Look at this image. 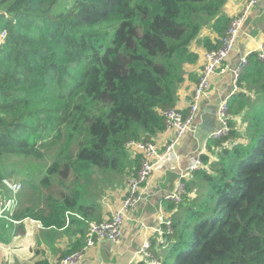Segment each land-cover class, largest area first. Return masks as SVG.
<instances>
[{"label":"trees","instance_id":"obj_1","mask_svg":"<svg viewBox=\"0 0 264 264\" xmlns=\"http://www.w3.org/2000/svg\"><path fill=\"white\" fill-rule=\"evenodd\" d=\"M227 1L0 0V195L15 198L12 220L60 228L67 213L91 219L85 211L98 207L100 194L136 175L139 156L126 145L164 131L163 113L175 107L186 67L198 59L191 44L204 28L222 37ZM240 83L252 95H232L228 110L242 114L245 130L231 121L226 136L207 139V153L198 155L205 168L183 180L181 201L166 206L169 232L150 241L159 264H264V59L257 53ZM12 157L28 162L23 172L8 169ZM13 173L24 186L17 195L1 188ZM12 224L0 219V242Z\"/></svg>","mask_w":264,"mask_h":264},{"label":"crops","instance_id":"obj_2","mask_svg":"<svg viewBox=\"0 0 264 264\" xmlns=\"http://www.w3.org/2000/svg\"><path fill=\"white\" fill-rule=\"evenodd\" d=\"M240 5L236 1L228 0L223 7V14L229 19L236 14ZM247 25L240 30L234 48L223 64L222 71L212 77L211 91L202 99L199 111L194 117L192 129L182 138L176 147L178 159H165L154 166L152 175L143 192V199L139 201L127 213L121 236L117 243L100 241L88 248L82 258L75 264H140V250L146 240L158 239L156 231L161 227L157 217H170L172 211L166 210L170 201L167 196L173 190L177 180L184 171L189 160L199 154L207 153L206 148L201 147L204 141L196 134L197 127L203 123L208 114L206 109L214 107L216 116L219 105L232 95H252L243 83L238 85V79L233 83V71L238 67L240 60L252 53H257L264 48V0H259L247 17ZM229 25V23H228ZM228 25L224 28L223 33ZM220 36L209 28L200 32L197 40L191 44L197 61L186 67L188 75L178 90L175 108L186 112L191 104V95L198 80V72L203 63L204 55L208 51L206 46L219 45ZM207 40L206 43L203 41ZM245 69V68H244ZM243 69V70H244ZM242 70V71H243ZM229 113V110H228ZM230 114V113H229ZM231 115L234 129L242 133L245 126L240 116ZM215 118V127L218 126ZM217 128V127H216ZM228 131V133H229ZM227 133V134H228ZM226 136V135H225ZM172 137L171 132L163 131L155 138V143L161 151L164 144ZM126 193V186L117 187L114 190L100 194L96 201L98 207H90L85 211L91 219L79 213H67L64 224L60 227H45L39 220L24 219L12 224L10 236L5 242H0V264H58L59 260L72 249L80 251L84 247V236L90 222H100L111 217L119 206ZM22 194V193H21ZM18 206L13 210L16 211ZM144 264V263H143Z\"/></svg>","mask_w":264,"mask_h":264},{"label":"built area","instance_id":"obj_3","mask_svg":"<svg viewBox=\"0 0 264 264\" xmlns=\"http://www.w3.org/2000/svg\"><path fill=\"white\" fill-rule=\"evenodd\" d=\"M233 1L239 3L240 7L236 14L230 18L227 29L222 37L219 38V47L215 50L207 51L204 55L203 63L198 72V81L191 95L192 102L189 106L188 112L184 115L183 112L173 107L163 113L165 118V130L171 132V139L164 144L162 151L158 149L154 139L144 142L131 141L126 145L128 151L132 152L133 155L139 156V167L136 175L128 178L126 193L119 206L110 218L97 222L95 225H89L85 235L84 247L80 251L64 256L59 260L58 264H75L82 258L88 248L93 247L100 241L117 243L121 236V229L127 213L143 199L144 188L152 175L154 166L168 158L178 159L176 147L179 145L182 138L192 129L194 117L199 111L200 102L211 91L212 77L222 71L223 64L233 50L237 36L242 29L244 22L253 7L259 2V0ZM5 38L6 32L0 31V46L4 43ZM258 57L264 59L263 49L259 52ZM246 65L247 57L245 56L240 60L238 67L233 71L234 84H236L235 82ZM216 118L218 126L209 136V138L213 139L225 136L229 131L228 123L231 119V115L228 113V99L224 100L219 105ZM202 167L203 163L199 159V156L191 159L187 168L184 170L185 172L180 175L173 190L167 196V200L178 204L184 193L183 180L193 171ZM1 188L6 189L12 195H17L22 190V185L19 182L5 178L1 181ZM15 205L16 202L13 198L5 199L4 196L0 195V219H6L14 224L19 223L12 220V216L10 217V213H12L14 209L10 208V206L15 207ZM157 220L160 226L164 227V229H158L156 231L159 239L158 242H162L164 230L168 232L170 230L171 218L163 217L161 214L157 217ZM150 241L151 240H146L142 245L139 253L140 259L145 264H159L158 260L150 251Z\"/></svg>","mask_w":264,"mask_h":264},{"label":"rangeland","instance_id":"obj_4","mask_svg":"<svg viewBox=\"0 0 264 264\" xmlns=\"http://www.w3.org/2000/svg\"><path fill=\"white\" fill-rule=\"evenodd\" d=\"M198 81V80H197ZM191 102H192V98H191ZM188 110H189V108H188ZM188 110L186 111V112H183V114L185 115L187 112H188ZM164 120H165V118H164ZM242 123L244 124V126L246 127V123L242 120ZM164 130H165V127H164ZM166 131V130H165ZM154 139V138H153ZM152 139V140H153ZM143 141V140H142ZM144 142V141H143ZM127 149V148H126ZM162 151V150H161ZM7 161H8V164L10 165L11 163H12V166H9V168L8 169H10V168H15L17 171H21V172H23L24 170H25V166L26 165H28V162L27 161H25V160H21L20 161V159H18V158H16V157H12V158H8L7 159ZM51 161V160H50ZM48 165H50V162H48ZM202 168H205L204 167V165H203V167ZM202 168H200V169H202ZM183 172H185V171H183ZM26 173H28V174H30V171L28 170V169H26ZM183 174V173H182ZM192 174V173H191ZM190 174V175H191ZM189 175V176H190ZM188 176V177H189ZM12 178L10 179V180H12V181H15V182H19L20 183V178H19V176L18 175H16V174H14L13 173V175L11 176ZM40 177H41V175H40ZM187 177V178H188ZM129 178V177H128ZM128 178H124V181H123V185L122 186H126V184H127V180H128ZM38 179L36 178V181H37ZM54 185H56V187L58 188V189H61V186H60V184L58 183V182H54L53 183ZM113 185V184H112ZM23 189H24V186L22 187V190L20 191V192H22L23 191ZM112 190H114V189H112ZM19 192V193H20ZM14 200H15V198H13ZM10 208H16V205H15V207L14 206H10ZM13 209V210H14ZM16 212V211H15ZM15 212H12V213H10V217L11 216H13V214L15 213ZM4 220H6V219H4ZM6 221H8V220H6ZM16 221V220H15ZM9 222V221H8ZM17 222H19V221H17ZM95 224H97V222H90L89 223V225L91 226V225H95ZM89 225H88V227H89ZM88 229V228H87ZM152 252V251H151Z\"/></svg>","mask_w":264,"mask_h":264},{"label":"water","instance_id":"obj_5","mask_svg":"<svg viewBox=\"0 0 264 264\" xmlns=\"http://www.w3.org/2000/svg\"><path fill=\"white\" fill-rule=\"evenodd\" d=\"M248 22H249V21L246 19V21L244 22L245 25H247ZM214 111H215L214 107H211V108L206 109V113H207L208 115L204 117V119H203V123L200 124V125L197 127V129H196V134H197L198 132H201V133H199L198 138H199V139H202V138H203L202 141H204L203 145H202V142H201V147H202V148L205 147V143H206L207 139L209 138L210 133L213 132V130L217 127V125H216V127H215V118H213V116L216 117V116L214 115ZM193 159H194V158H193ZM190 161H191V160H189V162H190ZM189 162H188V163H189ZM188 163H187V164L185 165V167L183 168L184 170L187 168Z\"/></svg>","mask_w":264,"mask_h":264},{"label":"clouds","instance_id":"obj_6","mask_svg":"<svg viewBox=\"0 0 264 264\" xmlns=\"http://www.w3.org/2000/svg\"><path fill=\"white\" fill-rule=\"evenodd\" d=\"M215 129H216V128H215ZM215 129H214V130H215ZM214 130H213V131H214ZM9 222H10V221H9ZM13 224H14V223H13ZM157 242H158V241H157ZM144 264H145V263H144Z\"/></svg>","mask_w":264,"mask_h":264}]
</instances>
